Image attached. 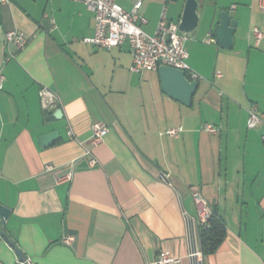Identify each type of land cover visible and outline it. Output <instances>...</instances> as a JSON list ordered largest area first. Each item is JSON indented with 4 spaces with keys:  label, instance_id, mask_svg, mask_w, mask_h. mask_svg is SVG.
Segmentation results:
<instances>
[{
    "label": "crops",
    "instance_id": "crops-1",
    "mask_svg": "<svg viewBox=\"0 0 264 264\" xmlns=\"http://www.w3.org/2000/svg\"><path fill=\"white\" fill-rule=\"evenodd\" d=\"M116 1L126 11L134 4ZM197 3L185 48L201 79L189 106L161 91L157 69L130 70L127 41L109 48L87 41L94 19L83 3H0V203L10 208L1 226L29 264H154L161 251L179 257L177 264H264V6ZM184 4L142 0L139 25L152 34L163 6L178 23ZM223 10L236 19L228 48L214 32ZM253 27L263 33L258 43ZM13 29L26 35L24 47L6 44ZM42 86L58 97L49 109ZM252 105L261 120L249 128ZM96 121L109 131L91 147V165L79 141L89 142ZM172 127H181L176 136L166 133ZM53 130L58 137L42 147L38 137ZM197 193L226 234L207 255L197 238L201 254L192 258L185 216L196 217ZM0 264H27L1 235Z\"/></svg>",
    "mask_w": 264,
    "mask_h": 264
},
{
    "label": "built area",
    "instance_id": "built-area-1",
    "mask_svg": "<svg viewBox=\"0 0 264 264\" xmlns=\"http://www.w3.org/2000/svg\"><path fill=\"white\" fill-rule=\"evenodd\" d=\"M8 0H0V3ZM83 3L87 9L92 11L94 19V34L86 39L98 46L112 47L122 44L127 41L130 46L131 64L130 70L134 73H142L147 70H156L159 64L168 65L185 71L188 79L200 80L201 75L192 70L187 64L188 56L185 48V40L187 33L179 29L178 23L169 21L165 15L166 7L163 6L160 19L155 31L152 34L145 32L139 23H145L146 19L140 16L137 12L141 6L142 0H134V4L130 11H126L116 0H74ZM260 5L264 6V0H259ZM258 43L263 37V33L257 27L251 29ZM6 44L13 43L17 48H22L27 43V37L24 33L17 30H8L4 35ZM208 41L215 42L216 39L209 35ZM3 74L0 73V83L3 81ZM42 106L49 109L57 101V94L42 86L39 91ZM261 120V114L257 108L252 105L248 108L247 126L249 128L256 126ZM203 129L215 133L217 127L212 124L205 123ZM181 130V127H172L166 130V133L171 136H176ZM109 131L108 125L103 121H96L91 126V135L89 142L79 141L83 148L84 154L91 155L89 163L94 165L97 162L95 156L92 155L91 147L98 145L103 141L105 134ZM69 136L72 135L68 129ZM264 142V135H262ZM52 165H47L46 169L51 170ZM162 178H166L167 174H161ZM71 178V173L68 172L64 176L59 177V180H68ZM194 202L196 205V217H186L188 238L191 244L189 256L196 258L200 256L201 251L195 246V240L198 238V226L207 227L209 219L212 215V210L208 201L200 194H194ZM199 239V238H198ZM73 240L72 235H67L64 241L69 243ZM28 262V261H27ZM179 257L173 256L168 252L161 251L155 260L154 264H177ZM29 264V263H28ZM197 264V262H196Z\"/></svg>",
    "mask_w": 264,
    "mask_h": 264
},
{
    "label": "water",
    "instance_id": "water-1",
    "mask_svg": "<svg viewBox=\"0 0 264 264\" xmlns=\"http://www.w3.org/2000/svg\"><path fill=\"white\" fill-rule=\"evenodd\" d=\"M197 0H185L184 8L178 21V27L183 32H190L196 26L198 21ZM236 26V19L230 18L226 10L220 11L219 22L214 28L217 42L220 47L228 48L232 45V33ZM159 75L161 91L182 103L189 106L192 96L198 86V80H190L185 74V71L168 65L159 64L157 67ZM62 114L61 109H57L54 115ZM58 137V131L53 130L44 133L38 137L39 144L42 147L48 146L54 139ZM10 213V208L0 203V235L14 249L19 263H27L26 255L15 246L11 238L6 234L1 224L5 222Z\"/></svg>",
    "mask_w": 264,
    "mask_h": 264
},
{
    "label": "trees",
    "instance_id": "trees-1",
    "mask_svg": "<svg viewBox=\"0 0 264 264\" xmlns=\"http://www.w3.org/2000/svg\"><path fill=\"white\" fill-rule=\"evenodd\" d=\"M226 234L223 219L212 211L207 227L198 226V238L203 255L213 253Z\"/></svg>",
    "mask_w": 264,
    "mask_h": 264
}]
</instances>
